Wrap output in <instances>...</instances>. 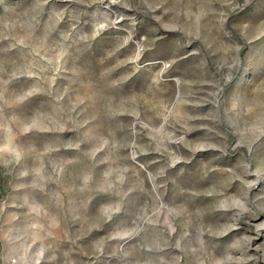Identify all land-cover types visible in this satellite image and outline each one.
Returning <instances> with one entry per match:
<instances>
[{
  "label": "rangeland",
  "instance_id": "374dc122",
  "mask_svg": "<svg viewBox=\"0 0 264 264\" xmlns=\"http://www.w3.org/2000/svg\"><path fill=\"white\" fill-rule=\"evenodd\" d=\"M0 264H264V0H0Z\"/></svg>",
  "mask_w": 264,
  "mask_h": 264
}]
</instances>
